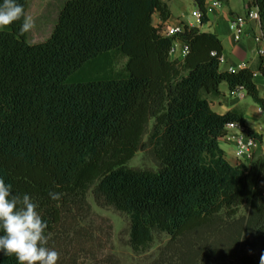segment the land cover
Returning a JSON list of instances; mask_svg holds the SVG:
<instances>
[{"label":"trees","instance_id":"16d2710c","mask_svg":"<svg viewBox=\"0 0 264 264\" xmlns=\"http://www.w3.org/2000/svg\"><path fill=\"white\" fill-rule=\"evenodd\" d=\"M18 2L26 15L28 0ZM194 2L203 24L204 0ZM249 6L264 35V0ZM156 13L166 20L167 4L65 0L44 41L28 42L22 21L0 29V177L38 204L57 264H120L97 256L82 224L89 191L127 218L133 254L167 237L151 264H264V150L232 166L218 146L230 122L260 144L262 136L236 110L218 114L209 102L225 83L264 109L253 81L255 71L264 76V57L255 70L221 71L215 34L183 25L163 36ZM175 38L187 47L182 61L169 59ZM112 53L126 58L122 72L113 71ZM138 151L155 170L126 164ZM0 264L17 261L0 254Z\"/></svg>","mask_w":264,"mask_h":264},{"label":"crops","instance_id":"0c3cea01","mask_svg":"<svg viewBox=\"0 0 264 264\" xmlns=\"http://www.w3.org/2000/svg\"><path fill=\"white\" fill-rule=\"evenodd\" d=\"M161 1L167 4L169 17L163 21L160 20L157 13L152 17V23L155 27H159L161 35L165 36L164 29L167 27L173 28L183 25L197 28L202 32L213 33L222 44V62H219L221 71H236L246 67L253 70L256 69L259 55L256 52V44L252 38V35H256L257 33L256 24L247 22L244 35L238 42L234 40L229 29V22L236 17L243 16L247 8L250 7L249 0H204L207 21L203 24H199L198 20L191 16V14L198 9L194 0ZM215 2L219 4L214 5ZM184 47V43L178 38H175L169 52V59L182 61L185 56L183 52ZM253 81L258 89L260 97L264 99V94H260V91H264V76L255 71ZM219 90L221 91L220 96L209 98L211 109L218 114L236 110L244 118L246 127L262 136V143L259 146V150L263 151L264 132L260 126L252 124V119L256 116H262L259 105L254 102H246V93L243 97L230 95L231 89H229L225 83L219 85ZM221 138L222 137L218 140ZM223 152L226 161L234 166L237 160L233 156V150H223Z\"/></svg>","mask_w":264,"mask_h":264},{"label":"rangeland","instance_id":"374dc122","mask_svg":"<svg viewBox=\"0 0 264 264\" xmlns=\"http://www.w3.org/2000/svg\"><path fill=\"white\" fill-rule=\"evenodd\" d=\"M64 1L65 0H28L26 16H31L34 21V27L26 33V40L28 42H41L50 35L57 18L58 10ZM256 27V31L258 32L259 27ZM254 36L253 34V40ZM111 57L113 71L122 72L126 58L118 53H112ZM263 92L264 91H260V94H264ZM246 102L251 103L253 101L247 96ZM252 122L253 125L260 126L264 132L263 116H256L252 119ZM150 126L151 122L149 123V128ZM145 138L146 135L144 136V139ZM218 146L224 151L233 150V145L225 141L224 138L218 140ZM126 164L135 168L156 169L151 156L143 151L136 152L132 159ZM86 198L90 206V216L85 219L82 224L88 225L93 231V235L95 236L94 240L99 247L97 253L98 257L113 255L120 264H151L156 260L160 249L167 240L165 235L157 237L146 251L140 254H133L128 245L129 224L127 218L108 206L97 205L92 198L91 191L87 193ZM92 263V259L87 258L85 260V264ZM218 264H237V262L234 258H229Z\"/></svg>","mask_w":264,"mask_h":264},{"label":"clouds","instance_id":"9594fccd","mask_svg":"<svg viewBox=\"0 0 264 264\" xmlns=\"http://www.w3.org/2000/svg\"><path fill=\"white\" fill-rule=\"evenodd\" d=\"M22 21L21 35L34 27L18 0H0V29ZM62 193L49 192V198L59 201ZM38 204L27 194H14L12 186L0 177V254L14 256L17 264H57L59 253L47 247L50 233L47 221L37 211Z\"/></svg>","mask_w":264,"mask_h":264},{"label":"built area","instance_id":"2783aa9c","mask_svg":"<svg viewBox=\"0 0 264 264\" xmlns=\"http://www.w3.org/2000/svg\"><path fill=\"white\" fill-rule=\"evenodd\" d=\"M218 2H215L214 5H218ZM192 17H195L200 24V12L199 10L191 14ZM247 22H253L256 26L259 27V31L254 36V41L257 44V54L264 57V35L260 30L259 14L255 6L247 8L245 14L241 17H236L229 22V29L232 32L233 38L236 42L240 41L244 35V29ZM183 31L182 26L178 27H167L164 29V34L167 37H171L177 34H180ZM183 52L186 54L187 47L185 46ZM219 62H222L221 56L219 57ZM231 72V70L229 71ZM245 90L242 87H237L230 90V95L243 97ZM261 109V108H260ZM263 119H264V109L260 110ZM225 141L233 145V156L240 162L248 163L252 158L253 154L259 149L260 143L258 140L246 136L244 134V128L235 123H227L225 126V134L223 137Z\"/></svg>","mask_w":264,"mask_h":264}]
</instances>
